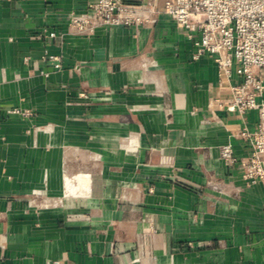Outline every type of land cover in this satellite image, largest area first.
<instances>
[{
	"label": "crops",
	"instance_id": "crops-1",
	"mask_svg": "<svg viewBox=\"0 0 264 264\" xmlns=\"http://www.w3.org/2000/svg\"><path fill=\"white\" fill-rule=\"evenodd\" d=\"M92 1L0 0V264H264L257 111L163 12L73 32Z\"/></svg>",
	"mask_w": 264,
	"mask_h": 264
},
{
	"label": "built area",
	"instance_id": "built-area-1",
	"mask_svg": "<svg viewBox=\"0 0 264 264\" xmlns=\"http://www.w3.org/2000/svg\"><path fill=\"white\" fill-rule=\"evenodd\" d=\"M160 12L192 41L193 59L205 54L214 59L218 83L227 91L217 99L219 105L240 114L257 111L254 129L244 127L237 137L251 146L241 160L243 178L264 181V0H165L162 9L155 0H94L87 12L73 16L71 28L83 34L98 27L141 25ZM233 74L238 81H231ZM219 155L225 163L238 160L230 143L219 146Z\"/></svg>",
	"mask_w": 264,
	"mask_h": 264
}]
</instances>
